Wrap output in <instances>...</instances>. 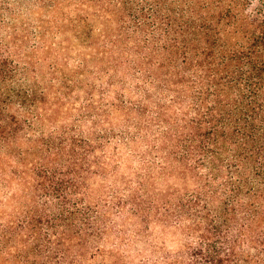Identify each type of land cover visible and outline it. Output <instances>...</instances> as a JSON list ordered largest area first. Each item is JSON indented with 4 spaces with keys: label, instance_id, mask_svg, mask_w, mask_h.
I'll list each match as a JSON object with an SVG mask.
<instances>
[{
    "label": "trees",
    "instance_id": "1",
    "mask_svg": "<svg viewBox=\"0 0 264 264\" xmlns=\"http://www.w3.org/2000/svg\"><path fill=\"white\" fill-rule=\"evenodd\" d=\"M49 5L53 13L39 15L35 42L20 60L14 51L30 31L12 26V42L0 41V177L7 185L30 182L36 197L56 201V210L44 216L29 207L0 219V264H83L87 247L94 249L90 258L105 260L100 243L110 227L122 228L104 217L126 211L139 221L135 239L149 238L155 220L185 226L184 258L167 251L141 264H264V0ZM51 32L65 38L49 45ZM45 48L55 58L48 61V81L37 74ZM68 48L84 54L76 77L64 68ZM101 85L114 101L96 99ZM82 88L87 97L77 121L123 118L134 132L105 131L93 139L68 129L63 117L76 108ZM45 122L54 126L49 134ZM145 137L155 155H141L147 170L136 184L85 203L88 180L105 175L110 163L107 154H97L100 143ZM62 154L65 167L46 166ZM159 176L187 179L193 187L157 190ZM17 196L14 191L11 199ZM122 257L114 253L110 264Z\"/></svg>",
    "mask_w": 264,
    "mask_h": 264
},
{
    "label": "rangeland",
    "instance_id": "2",
    "mask_svg": "<svg viewBox=\"0 0 264 264\" xmlns=\"http://www.w3.org/2000/svg\"><path fill=\"white\" fill-rule=\"evenodd\" d=\"M55 1V0H53ZM8 5H6V4ZM52 3V0H0V41H11L12 39L7 35H10L11 27L18 26L20 31L24 33L26 30L30 31V38H26V41L20 47H17L14 51V59L20 60V55L25 53L28 49V46L35 42L34 33L35 25L38 23L39 15L42 14L43 17H50L48 15L53 13V9H49V4ZM6 6V7H5ZM8 6V7H7ZM56 8V7H55ZM57 9V8H56ZM52 12H51V11ZM36 11V12H34ZM63 11V9H62ZM59 12V10H57ZM60 13V12H59ZM3 21V22H2ZM22 39H24L23 34H18ZM34 35V36H32ZM62 38H65V35L56 34L51 32L46 36V41L49 45L55 43V41H61ZM49 48H45L38 53V57L41 60H45L43 63H40L37 68V74L39 78L43 81H48V61L51 62L55 58H52V52L49 51ZM68 48V54L70 59L66 66L64 67L67 73L73 74L76 77L77 66L79 61H81L84 54H78L77 52L72 53ZM63 52V55H68L67 52ZM49 59V60H47ZM41 62V61H40ZM88 77L91 73L87 74ZM92 79V78H91ZM104 83V81H102ZM106 83V82H105ZM62 83L58 82L57 86H60ZM103 86H98L95 89L96 99L99 100L104 98L105 101L109 99H115V94H109L111 97H107V94L102 95L105 90ZM86 92L84 88L80 89L76 94V108H73L69 113L67 118L63 117L64 121L68 124L70 130H82V133L85 135H90L93 139H97L98 135L105 134L107 131L110 135L112 133L122 132L123 130L133 131L132 125L130 123L116 118L110 120V122L105 123L102 121L100 116L94 115L93 118L80 119L77 121L78 116L80 115V105L86 101ZM155 104V102H153ZM153 104V105H154ZM80 106V107H79ZM95 111H98L97 109ZM97 113V112H96ZM98 114V113H97ZM65 114H61V117ZM145 118V117H144ZM58 127L61 126L60 122ZM54 129V126L50 122H45L44 130L48 134ZM126 130V131H127ZM134 132V131H133ZM150 137L141 138L137 143H126L119 140V138H113L111 142L105 143L102 141L101 146L97 149V154H107V160H109V166L106 168L105 175H94L88 180V194L85 197V203H96L103 199H111L112 193H116L114 190L124 189L126 185H129L131 182L136 184V180L140 173H143L147 170V167L144 166V161L141 159L142 156L153 158L155 153L152 152L151 146L152 141ZM25 144V142H23ZM99 144V143H98ZM26 145V144H25ZM117 147L118 150L117 151ZM118 152V153H117ZM162 154L165 152L161 151ZM65 156L62 154L60 157L49 159L46 166L50 169L57 166H64ZM10 168V167H9ZM65 169V168H64ZM33 182V180H31ZM129 181V182H128ZM31 182V183H32ZM157 185V190L159 188L168 187L170 184H174L171 187L176 189H186L185 185L193 187L187 179H163V177H158L155 181ZM193 189V188H192ZM153 190V189H152ZM188 190V189H187ZM18 191V196L15 199H11L12 193ZM167 191V190H166ZM156 191H153L152 195L154 197ZM168 192V191H167ZM170 197L171 194H168ZM162 196V195H160ZM179 195H173V199L177 200ZM0 202L3 204L0 206V209L3 210L4 214L1 216V221H6L13 213L17 212L19 209H27L33 207L35 211L44 212L46 216L47 212L56 210V201H52L49 205L44 200V197L37 196L34 185L18 183L16 181L12 182L11 185L4 183L0 177ZM105 220L114 222L116 225L122 228V232H117L114 227H110L107 236L102 240L100 246L104 249L106 253V258L103 260L101 256L98 255L96 258H90L91 252H94V249H89L88 247L81 252L82 257L80 258L83 264H103L102 261H106L107 264H110L112 256L114 253H120L123 255L119 264H141L143 258H149L154 260L157 259L156 255H165L167 251H172L173 253L178 254L182 259L184 258L185 250V239H184V225L179 227H174L172 222L168 225H165L160 221H153L151 224L150 237L146 239L141 235L137 239L132 238L135 233L138 231V220L137 217H134L129 211L122 213L121 215L114 212L108 214L104 217ZM184 226V227H183ZM125 236L130 237V241L124 238ZM145 236V235H144ZM128 239V238H127ZM132 239V240H131ZM159 243L160 249L162 251L154 249V245ZM93 254H91L92 256ZM121 256V255H120ZM154 256V258H151ZM9 263V262H8ZM7 263V264H8Z\"/></svg>",
    "mask_w": 264,
    "mask_h": 264
}]
</instances>
